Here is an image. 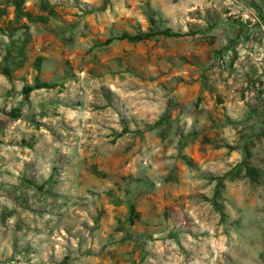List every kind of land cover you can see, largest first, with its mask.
Returning a JSON list of instances; mask_svg holds the SVG:
<instances>
[{
	"label": "rangeland",
	"instance_id": "374dc122",
	"mask_svg": "<svg viewBox=\"0 0 264 264\" xmlns=\"http://www.w3.org/2000/svg\"><path fill=\"white\" fill-rule=\"evenodd\" d=\"M0 264H264V0H0Z\"/></svg>",
	"mask_w": 264,
	"mask_h": 264
},
{
	"label": "trees",
	"instance_id": "16d2710c",
	"mask_svg": "<svg viewBox=\"0 0 264 264\" xmlns=\"http://www.w3.org/2000/svg\"><path fill=\"white\" fill-rule=\"evenodd\" d=\"M27 15L25 12H22L20 11L19 9H17V12H16V17H19L21 15ZM37 20H41V21H47V17L46 16H43V15H39L36 17ZM184 33L182 32H176V31H172L171 29L169 28H165V29H156V30H147L145 32H139V33H136V34H130V33H127V32H122L120 33L119 35L117 36H114V37H110L108 39L105 40L104 43L108 44L110 42H112L113 40H127L129 42H138V41H142V40H145V39H151V38H156L158 36H165V37H179V36H183ZM40 61H41V58L38 57L36 59V62H35V68L37 69V71H39V66H40ZM21 62H17V65H20ZM1 71L4 75H6L7 77H10L11 75V70L8 66H2L1 68ZM55 86L54 83H50V82H46V81H41L38 77V74L35 76L34 78V82L32 84H28V85H24L22 87V94L24 96H28V94L33 91V90H36V89H50V88H53ZM245 173L247 175H250V174H254L257 173L256 171L257 170H252V168L246 166L245 168ZM255 172V173H254ZM235 174L236 176H238L239 174V169L238 167L235 168ZM217 184H221V177L218 178V182ZM214 205L215 207L218 209V211H220L221 214H223V212L221 211V205L218 204L216 201H214ZM129 212H130V219L129 221L132 223L133 222V217H138V214L137 212L135 211L134 209V205L133 204H130L129 205Z\"/></svg>",
	"mask_w": 264,
	"mask_h": 264
}]
</instances>
